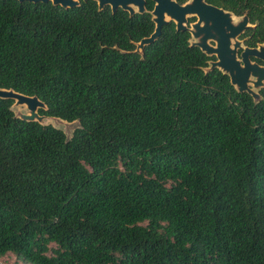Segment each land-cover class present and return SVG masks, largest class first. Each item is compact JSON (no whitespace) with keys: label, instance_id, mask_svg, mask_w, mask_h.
Segmentation results:
<instances>
[{"label":"trees","instance_id":"trees-1","mask_svg":"<svg viewBox=\"0 0 264 264\" xmlns=\"http://www.w3.org/2000/svg\"><path fill=\"white\" fill-rule=\"evenodd\" d=\"M206 1L259 22L242 38L264 43V0ZM154 30L150 13L92 0H0V88L83 127L67 142L0 99V257L264 264V89L256 105L207 74L215 58L174 23L142 60L136 43Z\"/></svg>","mask_w":264,"mask_h":264},{"label":"water","instance_id":"water-1","mask_svg":"<svg viewBox=\"0 0 264 264\" xmlns=\"http://www.w3.org/2000/svg\"><path fill=\"white\" fill-rule=\"evenodd\" d=\"M30 3H52L56 7L72 9L90 0H18ZM99 6V11L110 7L113 13L122 9L131 16L150 13L155 30L149 37L136 43L135 54L142 60L146 47L154 44L162 35L163 28L170 23L176 25L178 32L191 35L190 44L197 47L210 58L205 69L208 74L219 70L231 80L232 86L240 94L247 93L256 105L263 101L264 89V43L256 47L246 45L250 38L242 37L250 30H255L259 22L253 24L248 15L237 16L235 13L209 4L206 0H188L181 4L179 0H151L155 6L152 11L147 9V0H92ZM195 19V21H192ZM115 50H120L115 46ZM127 54L126 51H121ZM262 62L261 63H259ZM0 99L12 100L11 107L16 118L37 122L42 126H52L71 141L75 132L82 129L80 120L68 121L60 117L41 114L49 111V107L38 97L28 96L14 89L0 88Z\"/></svg>","mask_w":264,"mask_h":264},{"label":"rangeland","instance_id":"rangeland-1","mask_svg":"<svg viewBox=\"0 0 264 264\" xmlns=\"http://www.w3.org/2000/svg\"><path fill=\"white\" fill-rule=\"evenodd\" d=\"M0 264H27L15 254H8L4 257H0Z\"/></svg>","mask_w":264,"mask_h":264},{"label":"flooded vegetation","instance_id":"flooded-vegetation-1","mask_svg":"<svg viewBox=\"0 0 264 264\" xmlns=\"http://www.w3.org/2000/svg\"><path fill=\"white\" fill-rule=\"evenodd\" d=\"M192 22V21H191Z\"/></svg>","mask_w":264,"mask_h":264}]
</instances>
